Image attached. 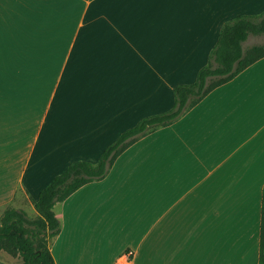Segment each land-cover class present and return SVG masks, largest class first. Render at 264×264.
Returning a JSON list of instances; mask_svg holds the SVG:
<instances>
[{
    "label": "crops",
    "instance_id": "crops-1",
    "mask_svg": "<svg viewBox=\"0 0 264 264\" xmlns=\"http://www.w3.org/2000/svg\"><path fill=\"white\" fill-rule=\"evenodd\" d=\"M263 11L264 0H0V223L7 209L37 217L34 202L69 164L98 161L170 110L222 25ZM262 81L264 58L57 203L56 264H259Z\"/></svg>",
    "mask_w": 264,
    "mask_h": 264
},
{
    "label": "trees",
    "instance_id": "trees-1",
    "mask_svg": "<svg viewBox=\"0 0 264 264\" xmlns=\"http://www.w3.org/2000/svg\"><path fill=\"white\" fill-rule=\"evenodd\" d=\"M250 37L264 38V11L256 15H241L225 22L208 62L191 84L174 88V104L170 110L141 119L124 131L108 146L96 162L78 160L40 193L34 202L38 216L7 209L0 225V253L21 258V264H56L50 250L52 241L60 234L62 224L54 212L57 203L67 200L83 186L104 180L117 159L140 139L178 122L203 101L212 91L223 86L264 58V43L246 48ZM216 68L213 70V65ZM259 264H264V190L260 232Z\"/></svg>",
    "mask_w": 264,
    "mask_h": 264
},
{
    "label": "snow or ice",
    "instance_id": "snow-or-ice-1",
    "mask_svg": "<svg viewBox=\"0 0 264 264\" xmlns=\"http://www.w3.org/2000/svg\"><path fill=\"white\" fill-rule=\"evenodd\" d=\"M106 3H110L116 6H128L133 8L151 7V8H167V9H180L185 5H190L195 0H105ZM226 2H232V0H226ZM216 66L213 65V70ZM264 83V81H262Z\"/></svg>",
    "mask_w": 264,
    "mask_h": 264
},
{
    "label": "rangeland",
    "instance_id": "rangeland-1",
    "mask_svg": "<svg viewBox=\"0 0 264 264\" xmlns=\"http://www.w3.org/2000/svg\"><path fill=\"white\" fill-rule=\"evenodd\" d=\"M262 43H264L263 37H250L246 43V48L252 45H255V44H262ZM27 213L30 218H35L31 212L27 211ZM0 261L8 263V264H21V258L18 255L13 256L5 252L0 253Z\"/></svg>",
    "mask_w": 264,
    "mask_h": 264
},
{
    "label": "built area",
    "instance_id": "built-area-1",
    "mask_svg": "<svg viewBox=\"0 0 264 264\" xmlns=\"http://www.w3.org/2000/svg\"><path fill=\"white\" fill-rule=\"evenodd\" d=\"M130 255H131V253H130Z\"/></svg>",
    "mask_w": 264,
    "mask_h": 264
}]
</instances>
